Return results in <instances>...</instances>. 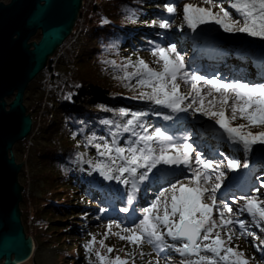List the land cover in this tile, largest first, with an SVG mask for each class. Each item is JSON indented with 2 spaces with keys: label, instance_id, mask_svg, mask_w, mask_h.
<instances>
[{
  "label": "trees",
  "instance_id": "1",
  "mask_svg": "<svg viewBox=\"0 0 264 264\" xmlns=\"http://www.w3.org/2000/svg\"><path fill=\"white\" fill-rule=\"evenodd\" d=\"M177 1L84 0L73 32L57 49L55 57L48 61L47 68L41 71V75L39 74L38 78L42 77L41 83L37 78L38 80H35L39 85L29 84L26 90L24 103L33 119L32 131L26 138V145L29 146L27 163L32 172L28 175L22 168L20 173L23 177L27 175L28 180L33 183L36 180L41 181L43 193L42 196L35 197L24 185L20 208L25 232L29 234L27 232L30 231L36 237L42 236L40 234L44 232L47 236H42L43 242H50L57 237L46 229L48 225H44L45 219H48L47 213L52 217L59 215L62 223L71 221L81 237L77 247L79 252H84V264H101V261L96 256L93 246L91 251L85 248L90 239L87 228H82L83 224L80 223L86 222L87 217L95 213L102 218L106 226L120 225V222H114L113 219L120 220L118 211L123 208L122 194L128 190L132 192L130 183L119 184L111 180L101 185L92 179V164L98 160L110 163L107 158L99 156L95 145L112 144L115 140L117 146L127 147L132 140L137 139L129 132H123V125L131 118L132 112L146 113L141 117L140 123L149 133L155 128H160L167 135L172 136L177 143H183L184 138L188 142L190 132L203 130V123L197 119L198 113L193 115L194 109L174 114L171 109H160V106L153 105L150 101L134 99L133 97L138 96L139 93L150 89L138 85L136 77L122 79L125 71L135 70L132 66L125 69L124 65L129 61L135 65L136 61L141 59L143 52L153 55L152 50L157 46L167 47L165 39H168V36L189 39L188 32L191 28L184 19L178 20L177 11L168 13L164 7L166 4H171L176 8ZM224 9L228 10L233 18L237 15L230 7L229 0ZM154 21L156 23H153ZM161 21H167L171 28H175L173 32H169L170 27L160 28ZM176 28L179 31H175ZM226 35L228 40L225 41H211L205 44V41L201 42L196 38L194 41L191 40L190 44L195 50L199 49L202 58L217 64L226 63L230 58L235 59L236 62L232 64L230 71L231 79H226V82L239 81L252 84L253 80H257L254 84L264 83V48L260 46H264V38L237 32ZM246 36L255 44L254 46L242 41ZM197 68L201 70L203 65L199 64ZM159 69L160 65L156 70ZM189 73L195 75L194 72ZM38 90L40 93L35 97ZM192 99L193 97L190 101L185 100L182 106L191 103ZM121 109L128 112V115L122 116L119 112ZM152 109L159 110L161 114L155 115ZM165 115L173 118L165 120ZM135 131L143 134V129L139 127H136ZM261 131H264V127H257L253 133ZM204 134L214 138H227L226 133L222 134L213 129H209ZM220 145L221 143L218 142L209 143L207 147L211 149L215 147L225 157L236 155L239 157L241 154L243 165L246 164L251 174L253 176L256 174L258 178L250 179L249 186L257 182L264 186L263 177L258 176V172L264 171V155L256 156L259 152L255 148L257 145L264 147V144L255 143L251 145L250 150H246L242 144L230 141V154L223 151ZM153 147L158 148V145L153 144ZM16 148L17 146L14 147ZM89 161L92 164L88 163ZM176 168H186V166L181 165ZM177 175L183 174L179 171L174 174L164 171L157 173L156 169H153L149 178L138 184L137 190L148 199L147 193H159L156 190L158 186L163 183L166 184L164 187H168L169 182H176V178L172 179ZM255 194L254 191L248 192V196H256ZM123 200L126 202V197ZM93 201L100 205L96 208L91 207ZM114 201H118L117 203L121 205L119 210L112 207V203L116 204ZM250 220L251 222L244 221L243 229L239 223L236 222L235 225L241 237H245L251 243L248 264H264V242L260 240L261 235L264 234L262 228L264 222L258 223L252 216ZM46 222L50 223L48 220ZM32 224L38 228L35 229ZM57 229L59 231L57 235H62V228L57 227ZM247 230H251L252 234L248 235ZM113 231L119 232L113 228L110 233ZM60 242L71 241L63 237ZM35 243L39 245L37 238ZM182 243L183 241L172 240L165 234L164 243L159 247L147 241L140 246L131 244L130 250L124 256L128 264H184L176 259L185 254L175 250ZM253 251L255 254L252 253ZM101 254L103 255V252ZM104 256L106 257L104 264H107V260L111 259L109 252L106 251ZM164 257L165 260H160ZM79 259L80 257L77 256L75 261Z\"/></svg>",
  "mask_w": 264,
  "mask_h": 264
},
{
  "label": "snow or ice",
  "instance_id": "2",
  "mask_svg": "<svg viewBox=\"0 0 264 264\" xmlns=\"http://www.w3.org/2000/svg\"><path fill=\"white\" fill-rule=\"evenodd\" d=\"M204 3L210 6L202 7L194 4L183 6V19L189 28L195 30L198 25L214 23L227 33H247L252 37L264 38V0H229L230 7L235 10L239 19H234L233 15L223 7L219 12L214 13L211 7L214 0H204ZM164 7L168 13L176 12L175 6L171 4H166ZM159 27L169 28L170 24L161 21ZM152 54L158 57L159 70L152 68L142 59L137 60L135 65L129 61L123 66L125 69L132 66L135 70L125 71L122 79L136 77L138 85L150 89L139 93L138 96L133 97L134 99L150 101L153 105L160 106V109H171L174 114L194 109L193 115L199 112L214 120L215 124L227 134L229 140L242 144L246 150H250L252 144H264V131L253 133L250 130L252 127H264V83L225 82L224 79L216 76L209 79L205 76L192 75L186 71L184 58L176 51L175 45L157 46L152 50ZM178 79L190 83L191 91L186 94L181 93ZM200 81L204 83L200 84ZM189 96L193 97L192 102L182 106ZM152 111L155 115L161 114L157 109ZM228 111L230 115L226 114ZM119 112L122 116L128 115L124 109ZM145 115L144 112H132L131 118L123 125V132H129L133 137H137L127 147L117 146L115 140L112 144L95 145L99 156L107 158L110 163L104 160H98L95 164L91 161L88 163L92 164L93 170H98L106 180L130 183L133 194L128 197L129 204L135 198L134 193L138 184L147 180L148 174L152 173L153 169H156L157 173L161 171L158 165L186 166V168L168 169L173 174L177 171L181 172L186 182L180 180L169 182V186L163 188L147 207L140 209L142 218L134 227L122 228L121 232L113 234L134 246H140L147 241L159 247L164 243L165 234L172 240L183 241L175 250L182 254L198 256L196 261H186L185 264H204V262L248 264V261L243 259L242 253L228 246V242L233 238L231 229L227 233V240L222 237L221 231H214L234 223L227 215L232 213L233 209L223 201L217 204L216 193L225 176L221 168L236 169L242 166L241 163L227 157L224 158L227 159L226 165L223 160L216 163L214 160L202 159L201 153L194 152L193 145L188 143L186 138L183 143H177L172 136L167 135L160 128H155L149 133L140 123L141 117ZM172 118L170 115L164 116L165 120ZM238 118L247 123L234 126L232 122ZM136 127L143 129V134L136 132ZM153 144L158 145V148L153 147ZM243 167L247 165L244 164ZM188 170H191L190 176ZM210 172L217 173L216 182L208 186ZM255 191L258 192L259 189ZM241 199L245 200L241 211H246L257 219L258 223L264 222V200L256 196ZM214 208L219 212V222L213 217ZM121 211L128 212L129 209L125 207ZM236 222L242 229L245 227L243 220ZM116 227L119 228L120 225L116 224ZM111 228L112 225H108L109 233ZM94 243L95 237L85 245V248L91 251ZM101 246H104L103 241ZM201 250L212 255H199ZM107 251L111 253L114 249L108 247ZM97 256L101 264H104L106 257L99 252ZM107 264H128V260L117 255L108 259Z\"/></svg>",
  "mask_w": 264,
  "mask_h": 264
},
{
  "label": "rangeland",
  "instance_id": "3",
  "mask_svg": "<svg viewBox=\"0 0 264 264\" xmlns=\"http://www.w3.org/2000/svg\"><path fill=\"white\" fill-rule=\"evenodd\" d=\"M0 1H2L4 3L10 2V0H0ZM185 4H194V5H198V6H202V7H209L210 6L208 4H205L204 0H178L176 3V11H177V15L179 16L177 18L180 21L181 20L183 21V16H184L183 6ZM226 5H227V0H214L213 5H211L212 11L214 13L219 12L220 8L221 7L224 8ZM234 19H239L238 14L235 15ZM200 28L208 29V30L213 29L214 33L216 35L218 34L220 36H223V35L227 36L226 34H228L227 32H224L223 28H221L219 25H215L214 23H209V24H205V25H198L196 27V29H200ZM174 29L170 27L169 32L170 33L173 32ZM196 29L195 30L191 29V31L188 33H190L191 35L197 36L195 33ZM39 35H40V32H38L36 34V36H34L32 38V40H38ZM246 37H248V36H246ZM246 37L244 40L246 42L252 43V42L248 41V38H246ZM199 38L202 40L205 39L203 37H199ZM165 43L168 45L171 44V45L176 46V51L179 52L180 55L184 58L185 69L187 71H189V72L192 71L195 73V75L205 76L209 79L212 78V76H216L217 78L224 79L225 82H226V79H231L232 73L231 72L229 73V68H218L217 69V67H215L214 65L207 64L206 63L207 60H205V59L202 60L199 55L197 56L194 53L196 51L191 46L190 42L188 41V39L186 37L170 38L168 36V39L167 38L165 39ZM182 44H183L184 48L182 47ZM57 52H58V50H56V52L51 56V58L55 57ZM196 53H198V52H196ZM50 59H49V61H50ZM141 59L144 60L146 63H148L154 69H157L159 67V64L157 63L158 58L156 56H153L147 52H143ZM229 60H231V62H230L231 64L236 62L235 59H232V58H230ZM199 62H201L200 64L203 65V68H205L207 66L206 71H200V69L197 68V65H198L197 63H199ZM48 64H47V66H48ZM213 64H216V63L213 62ZM219 65H221V64H219ZM47 66H46V68H47ZM38 77H39V75L35 79L38 80L39 79ZM35 79L30 84L37 83L39 85V82L41 83L42 77L39 79V82H36ZM256 82H257V80H253L251 83L254 84ZM177 83L180 84V92L181 93L186 94V93L191 91L190 83H185L183 80H180V79H178ZM199 83L203 84L204 82L200 81ZM202 91H203V89H202ZM39 93H40V90H38V93L35 94V97H37V95H39ZM188 98L189 99H187V100L190 101V99L192 97L189 96ZM7 100H8V102H10L11 98H7ZM196 113H198L197 118L200 121L205 122L206 116H203L199 112H196ZM226 114L230 115V111H228ZM232 123L235 126V125H238L241 123L246 124L247 122L238 118L237 120L233 121ZM207 127H209V126L207 125ZM258 127L263 128L260 126H258ZM256 128L257 127H252L250 130L253 132L256 130ZM202 133H203V131L199 130V129L195 133L190 132L191 136L188 137V143L193 145L194 152L201 153L202 159L214 160V162H216V163H219L223 159V162L226 165L227 159H224L225 156H223L221 154V152H219L218 149H211L207 146L209 143L210 144H215L216 142L221 143L222 150L230 154L231 150L229 147V143L231 140H229L228 138L215 140L214 137H212L211 135H205ZM221 145H220V147H221ZM15 146H17V148L14 149V155H15L16 161L18 163L23 162L22 168H24V170L27 172L28 175H31L30 172H32V169H31L30 165H28V163H27V155L29 153V149H28L29 146L26 145V139L18 142ZM202 150L204 152H202ZM260 154H262V153L260 152ZM240 155L241 154H239V157H238V155L232 156V157H227L228 159L238 160L242 166L239 168H236V169H229L226 167L221 168V171L223 170L226 173V175L224 176L223 180L220 182L221 186L217 190V193H216L217 204H220L221 201H223L224 203H226L229 207H231L233 209L232 213L227 214V215H229L233 219L234 223L232 225H229L226 228H217L214 231H221L222 237L225 238V240H227V233H228L229 229H231V231L233 232V238L230 242H228V246L232 247L234 250L242 253L243 259L248 260L250 255H251V249H252L251 243H250V241H247V239L245 237H241L240 231L237 228V226L235 225V223L237 220H243V221L251 222V220H250L251 215L248 214L246 211H241V209L243 208V206L245 204V200L241 199V198L242 197H251L250 195L248 196V192L251 193L254 191V193H256L255 194L256 197H258L260 200H264V186H262V184L260 182H257V184H255V185L249 186V180L250 179L256 180L258 178H256L257 177L256 174H254V176L251 174L249 167H243V160H242V156H240ZM262 155H264V154H262ZM193 165L195 166L194 160H193ZM157 167L161 168V171H164L167 173L169 172L168 169L176 168V166H160V165H158ZM36 171L38 172V167H36ZM189 172H191V170L188 171V175H189ZM216 174L217 173H215V172L209 173L211 178L208 182V186H210L211 184L216 182L215 181V175ZM259 175H261L263 177L262 180H264V171L258 172V176ZM174 179L176 181L177 180L185 181V177H179V175H177V177H174L172 180H174ZM115 181L119 184H122L121 181H117V180H115ZM19 182L23 186V192L25 190L24 189V185H25V188L27 189V191L31 192V194L33 196H35V197L42 196L43 184L41 181L37 182V180H36L33 183L30 180H28L27 175L23 177V176H21V173H20L19 174ZM100 184L102 185L103 183H100ZM162 184L156 189L157 191L160 192L163 188H166V187H164L166 184H163V185ZM256 189H259V191L258 192L255 191ZM132 194L133 193L130 190H128L124 194H122V198L120 197L122 199L121 202H123L121 205H123V208L127 207L129 209L128 212H122L119 210L121 205H119V203H117L118 201H116V202L114 201V203H116L115 205L112 203V207L114 206L116 208V210H117V208L119 210L118 215L120 217V220L119 219H113L114 222H120L119 228L134 227V225L139 222V219L142 218V213L140 212V209L147 207L148 205L146 203L153 201L156 198V195L158 193L157 192H153L152 194L147 193L148 199H145L144 196L141 194V192L136 190L134 193L135 198L133 199L132 203L129 204L128 203V197H129V195H132ZM125 197L127 200L126 202H125V200H123V198H125ZM96 200H98V198ZM144 200L147 202H145ZM99 205H100L99 203L94 202V201L92 204H90V206L94 207V208H96ZM50 209L51 208H49V210ZM125 215H130L129 216L130 219L127 218ZM74 216H76V215H74ZM47 217H48V219L45 216V218H46L45 220L50 221V223L47 224L48 222L45 221L46 224H44V225H46V226L48 225V227L46 229L51 231L57 237V239L44 243L42 240V236H45V237L47 236L46 234H44V232H41L40 235H42V236L36 237L35 234H32V232L28 231L27 233H29V234H27V235L31 236L32 239L34 240L35 249H34V254H33L32 258L30 260L26 261L25 263H27V264H84V262H85V259H84L85 255L83 254L84 252L83 251L79 252V249L77 247V243L81 242V237H80V235H78V231L75 230V228L71 224L72 222L68 221L67 223H62V219H60L61 217L59 215H56V217L55 216L52 217V216H49V213H47ZM69 217H71V216H69ZM213 217H214V219H216L219 222V212L215 208L213 209ZM80 224H83L82 228H87L86 230H88L87 233L89 234L88 239H90V241L92 240L93 237H95V243H94L93 247L95 248L96 256H97V252H99L100 254L103 252V256H104V253H106V251H107L105 248L112 247L114 249V251L109 253L111 258H114L117 255H119L121 258H125L124 255L126 254V252H128L130 250L131 244L128 243L126 240H121L117 235H114L113 233H115V231H113L112 233H109L108 232V226L105 225V222L102 220V218L99 215H96L95 213H93L91 216L87 217L86 222H83ZM40 226H42V225H40ZM33 227L35 229L38 228V226H35V225H33ZM57 227L62 228V231H63L62 235H59V236L57 235V233L59 232ZM251 227L252 226H250V228ZM113 228H116L117 230H119V232L121 231L115 225H112L111 229H113ZM262 228H264V227H262ZM45 231H47V230H45ZM106 233H108V234L106 235ZM123 234L126 235V233H123ZM247 234L251 235L252 231L247 230ZM253 234H255V233H253ZM63 237L67 240H70L71 242H69V243L60 242V239ZM36 238L38 239L39 245H37L35 243ZM260 240L262 241V243L264 242V234L261 235ZM53 241H55V242H53ZM101 241H103V244H104L103 247L101 246ZM252 253L255 254V251H253ZM199 255L211 256L212 254L209 252L201 250ZM77 256H79L80 259L75 261V258ZM170 256H172V255H170ZM197 259H198V256H191L189 254H185V256L179 257L176 260L179 261L180 263L185 264L186 261L194 262ZM160 260H162V261L165 260V257L160 258ZM171 260H174V259H171ZM25 263H23V264H25ZM204 264H207V262H204Z\"/></svg>",
  "mask_w": 264,
  "mask_h": 264
},
{
  "label": "water",
  "instance_id": "4",
  "mask_svg": "<svg viewBox=\"0 0 264 264\" xmlns=\"http://www.w3.org/2000/svg\"><path fill=\"white\" fill-rule=\"evenodd\" d=\"M83 3L84 0L0 1V264H23L34 254V240L25 232L20 208L23 186L19 174L23 162L16 161L13 150L32 131L33 119L24 104L26 90L73 32ZM200 30L213 33V29ZM38 32L39 41L32 40ZM213 35L228 40V35ZM7 98L12 99L8 102ZM92 177L97 182L110 181L98 170H93Z\"/></svg>",
  "mask_w": 264,
  "mask_h": 264
},
{
  "label": "bare ground",
  "instance_id": "5",
  "mask_svg": "<svg viewBox=\"0 0 264 264\" xmlns=\"http://www.w3.org/2000/svg\"><path fill=\"white\" fill-rule=\"evenodd\" d=\"M39 39H40V35H39V37H38V40H36V41H39ZM182 47H183V44H182ZM183 48H184V47H183ZM184 50H185V49H184ZM195 56H196V55H195ZM197 56H198V55H197ZM218 68H225V67H217V69H218ZM261 155H262V154H260V153H259V154H256V156H261ZM18 264H19V263H18Z\"/></svg>",
  "mask_w": 264,
  "mask_h": 264
},
{
  "label": "clouds",
  "instance_id": "6",
  "mask_svg": "<svg viewBox=\"0 0 264 264\" xmlns=\"http://www.w3.org/2000/svg\"><path fill=\"white\" fill-rule=\"evenodd\" d=\"M25 104V103H24Z\"/></svg>",
  "mask_w": 264,
  "mask_h": 264
},
{
  "label": "flooded vegetation",
  "instance_id": "7",
  "mask_svg": "<svg viewBox=\"0 0 264 264\" xmlns=\"http://www.w3.org/2000/svg\"><path fill=\"white\" fill-rule=\"evenodd\" d=\"M12 99V98H11Z\"/></svg>",
  "mask_w": 264,
  "mask_h": 264
}]
</instances>
